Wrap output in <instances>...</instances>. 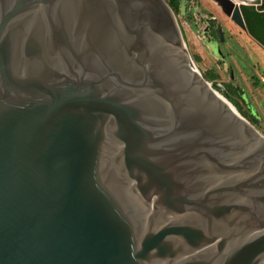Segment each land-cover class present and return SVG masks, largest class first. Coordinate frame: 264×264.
Here are the masks:
<instances>
[{"label":"water","instance_id":"1","mask_svg":"<svg viewBox=\"0 0 264 264\" xmlns=\"http://www.w3.org/2000/svg\"><path fill=\"white\" fill-rule=\"evenodd\" d=\"M212 1L264 45L263 0ZM218 93L166 0H0V264H264V135Z\"/></svg>","mask_w":264,"mask_h":264},{"label":"rangeland","instance_id":"2","mask_svg":"<svg viewBox=\"0 0 264 264\" xmlns=\"http://www.w3.org/2000/svg\"><path fill=\"white\" fill-rule=\"evenodd\" d=\"M194 5L199 11L194 12L192 25L178 15L177 21L189 43L200 73L213 76L221 92L227 91L239 104L237 111L264 135V49L237 24H235L212 0H197ZM205 18V20H204ZM210 26L222 27L223 39H211L206 33V22ZM213 29V28H212ZM204 31V32H203ZM217 44V45H216ZM219 48V53L215 52ZM250 117V118H249Z\"/></svg>","mask_w":264,"mask_h":264},{"label":"trees","instance_id":"3","mask_svg":"<svg viewBox=\"0 0 264 264\" xmlns=\"http://www.w3.org/2000/svg\"><path fill=\"white\" fill-rule=\"evenodd\" d=\"M166 1L169 4V6L171 7V9L173 10L176 17L178 15H181L189 25H192V18L194 17V12H195L194 1H196V4H198L197 0H166ZM259 8L264 9V0H263L262 5ZM214 31L216 32L217 29H215ZM203 76L206 77V79H208L210 81L213 80V76H210V77H207L205 75H203ZM212 86L215 89H217L218 91L220 90V87L217 86V83L212 82ZM221 93L226 98H228L238 108L239 112L241 113V111L239 109L240 108L239 104L235 101V99L233 97H231L227 91H225V92L222 91ZM241 114L243 115V113H241ZM249 121L255 125V121L253 118H250Z\"/></svg>","mask_w":264,"mask_h":264},{"label":"flooded vegetation","instance_id":"4","mask_svg":"<svg viewBox=\"0 0 264 264\" xmlns=\"http://www.w3.org/2000/svg\"><path fill=\"white\" fill-rule=\"evenodd\" d=\"M215 29H217L216 32L214 31ZM220 30L222 32V27L221 26H219V25H215V27L214 26H210V21H208L207 28H206V33L210 36L211 39H214V40H217V41H222L220 39Z\"/></svg>","mask_w":264,"mask_h":264},{"label":"bare ground","instance_id":"5","mask_svg":"<svg viewBox=\"0 0 264 264\" xmlns=\"http://www.w3.org/2000/svg\"><path fill=\"white\" fill-rule=\"evenodd\" d=\"M252 37V36H251ZM253 38V37H252ZM254 39V38H253ZM255 41H256V43L258 44V45H260L263 49H264V45H262V43H260L259 41H257L256 39H254ZM221 97H222V99H224V102L226 103V105L227 106H229V108L236 114V115H238L239 117H241L240 115V113L237 111V109L235 108V106L231 103V102H229L224 96H222L220 93H218ZM243 118V117H242ZM241 118V120H243ZM244 121V120H243Z\"/></svg>","mask_w":264,"mask_h":264}]
</instances>
